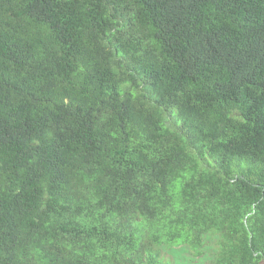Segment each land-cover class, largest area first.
<instances>
[{
    "label": "trees",
    "instance_id": "1",
    "mask_svg": "<svg viewBox=\"0 0 264 264\" xmlns=\"http://www.w3.org/2000/svg\"><path fill=\"white\" fill-rule=\"evenodd\" d=\"M264 264V0H0V264Z\"/></svg>",
    "mask_w": 264,
    "mask_h": 264
},
{
    "label": "rangeland",
    "instance_id": "2",
    "mask_svg": "<svg viewBox=\"0 0 264 264\" xmlns=\"http://www.w3.org/2000/svg\"><path fill=\"white\" fill-rule=\"evenodd\" d=\"M214 238H205L203 256L194 258L186 247H175L163 254V264H210L214 253Z\"/></svg>",
    "mask_w": 264,
    "mask_h": 264
}]
</instances>
